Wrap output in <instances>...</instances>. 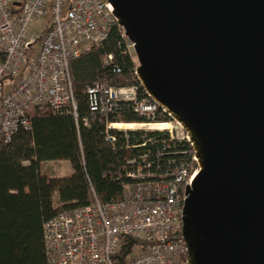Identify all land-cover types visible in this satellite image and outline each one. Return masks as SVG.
Masks as SVG:
<instances>
[{
	"label": "water",
	"instance_id": "1",
	"mask_svg": "<svg viewBox=\"0 0 264 264\" xmlns=\"http://www.w3.org/2000/svg\"><path fill=\"white\" fill-rule=\"evenodd\" d=\"M145 95L178 123L199 173L187 264H264V0H106Z\"/></svg>",
	"mask_w": 264,
	"mask_h": 264
},
{
	"label": "built area",
	"instance_id": "2",
	"mask_svg": "<svg viewBox=\"0 0 264 264\" xmlns=\"http://www.w3.org/2000/svg\"><path fill=\"white\" fill-rule=\"evenodd\" d=\"M113 11L106 0H0V143H9L20 131L31 133L30 113L43 106L55 112L68 108L78 118L70 64L119 27ZM39 18L47 21L41 34L32 27ZM120 30V45L136 58L134 44ZM87 104L90 117L117 115L129 104L144 120L140 124L171 126L117 130L107 122L109 143L115 142L113 131L141 132L142 142L134 147L144 151L122 169L127 181L120 200H96L45 225L47 263L187 264L181 213L199 166L186 132L174 121L161 120L163 110L140 96L135 85L117 88L97 82L87 88ZM83 122L88 125L89 119Z\"/></svg>",
	"mask_w": 264,
	"mask_h": 264
},
{
	"label": "trees",
	"instance_id": "3",
	"mask_svg": "<svg viewBox=\"0 0 264 264\" xmlns=\"http://www.w3.org/2000/svg\"><path fill=\"white\" fill-rule=\"evenodd\" d=\"M120 42L121 30L114 26L107 41L70 64L77 119L68 108L55 112L43 106L30 113L31 133L20 131L9 143H0V264H48L44 246L48 222L96 200L111 204L121 199L127 181L122 169L128 159L143 153L134 147L141 144L143 133L113 131L112 144L106 140L107 122L144 120L129 104L120 114L90 117L87 104V88L103 81L117 88L138 86L140 96H145L135 75L137 60ZM116 68L120 74L114 73ZM84 119H89L88 125ZM59 161L70 163L72 175L55 178L43 173L44 163Z\"/></svg>",
	"mask_w": 264,
	"mask_h": 264
},
{
	"label": "rangeland",
	"instance_id": "4",
	"mask_svg": "<svg viewBox=\"0 0 264 264\" xmlns=\"http://www.w3.org/2000/svg\"><path fill=\"white\" fill-rule=\"evenodd\" d=\"M46 25L47 21L44 18H39L33 21L32 27L35 32L41 34V29ZM42 171L44 174L55 178L69 177L73 173L72 166L67 161L45 163L43 164Z\"/></svg>",
	"mask_w": 264,
	"mask_h": 264
},
{
	"label": "bare ground",
	"instance_id": "5",
	"mask_svg": "<svg viewBox=\"0 0 264 264\" xmlns=\"http://www.w3.org/2000/svg\"><path fill=\"white\" fill-rule=\"evenodd\" d=\"M170 126H171L170 124L155 126V125L119 123V124H115L114 128L117 130H140L143 128H149L150 130H168L170 129Z\"/></svg>",
	"mask_w": 264,
	"mask_h": 264
},
{
	"label": "flooded vegetation",
	"instance_id": "6",
	"mask_svg": "<svg viewBox=\"0 0 264 264\" xmlns=\"http://www.w3.org/2000/svg\"><path fill=\"white\" fill-rule=\"evenodd\" d=\"M162 120H163V121H168V118L163 117Z\"/></svg>",
	"mask_w": 264,
	"mask_h": 264
},
{
	"label": "crops",
	"instance_id": "7",
	"mask_svg": "<svg viewBox=\"0 0 264 264\" xmlns=\"http://www.w3.org/2000/svg\"><path fill=\"white\" fill-rule=\"evenodd\" d=\"M49 163V162H48ZM45 164V163H44ZM43 167V166H42Z\"/></svg>",
	"mask_w": 264,
	"mask_h": 264
}]
</instances>
